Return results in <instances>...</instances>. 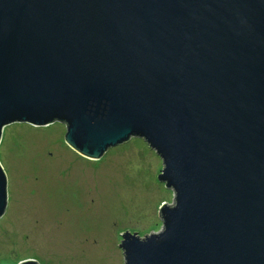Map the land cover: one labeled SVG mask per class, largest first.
<instances>
[{"label":"water","instance_id":"obj_1","mask_svg":"<svg viewBox=\"0 0 264 264\" xmlns=\"http://www.w3.org/2000/svg\"><path fill=\"white\" fill-rule=\"evenodd\" d=\"M58 122L86 159L163 161L173 203L125 264H264V0H0V144ZM7 188L0 162V219Z\"/></svg>","mask_w":264,"mask_h":264},{"label":"rangeland","instance_id":"obj_2","mask_svg":"<svg viewBox=\"0 0 264 264\" xmlns=\"http://www.w3.org/2000/svg\"><path fill=\"white\" fill-rule=\"evenodd\" d=\"M66 133L59 122L4 129L0 264H125L123 233L162 230L160 208L174 195L158 180L164 166L157 153L132 139L89 160L66 143Z\"/></svg>","mask_w":264,"mask_h":264}]
</instances>
